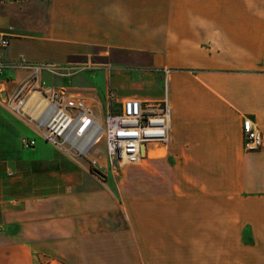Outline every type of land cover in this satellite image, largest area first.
Returning a JSON list of instances; mask_svg holds the SVG:
<instances>
[{
  "label": "crops",
  "instance_id": "obj_1",
  "mask_svg": "<svg viewBox=\"0 0 264 264\" xmlns=\"http://www.w3.org/2000/svg\"><path fill=\"white\" fill-rule=\"evenodd\" d=\"M0 34L14 65L1 92L28 77L23 60L62 68L41 77L99 120L128 98L170 106L168 143L132 166L111 167L103 140L72 159L15 119L20 151L0 141V264H264V144L242 138L248 117L264 142V0H0ZM44 105L35 94L25 111Z\"/></svg>",
  "mask_w": 264,
  "mask_h": 264
},
{
  "label": "built area",
  "instance_id": "obj_2",
  "mask_svg": "<svg viewBox=\"0 0 264 264\" xmlns=\"http://www.w3.org/2000/svg\"><path fill=\"white\" fill-rule=\"evenodd\" d=\"M9 43V35L0 34V49L8 47ZM18 66L28 70L29 75L7 99L8 109L31 123L38 137L68 157L76 159L85 156L93 144L103 140L111 167L115 164L132 166L141 162L147 145L168 143L170 106L166 98L160 101L128 98L118 103L117 108H108L103 120H99L82 99L53 89L41 77L43 72L53 74L62 68L49 64H29L23 60ZM13 67L0 61V74ZM35 94L41 97L45 105L32 118L25 107ZM108 100H111V96ZM86 138H89L87 142ZM242 138L246 151L263 147L262 134L248 117L242 123ZM20 144L24 149L36 146L35 140L30 138H22ZM91 165H95V161Z\"/></svg>",
  "mask_w": 264,
  "mask_h": 264
},
{
  "label": "rangeland",
  "instance_id": "obj_3",
  "mask_svg": "<svg viewBox=\"0 0 264 264\" xmlns=\"http://www.w3.org/2000/svg\"><path fill=\"white\" fill-rule=\"evenodd\" d=\"M97 60L99 61V62H97V64H100V65H96L95 67L92 66L93 68L91 70H92L93 73L97 72L95 77H97V75L99 76L98 78H96V81H95L96 82L95 83V89L99 91L102 87H104L103 86L104 82H105L104 70L106 69L107 72L111 70V67L108 66L109 60H111V56L110 55L101 56ZM135 68L136 67H131V70H130L131 74L136 73L135 72L136 70H134ZM4 72L5 71H3V73ZM3 73H1L0 76ZM67 74H68L67 72H64V71H61V70H56L53 74H50V75L55 76L56 79L57 78L59 79V78L65 77ZM107 76H109L108 73H106V77ZM50 83L52 84V82H50ZM7 90L8 89H5L4 91H6L9 95L5 99H3L1 97V93H3L4 91L3 92L0 91V110H3V111H5L6 113L9 114L8 115V114L0 111V141H4L5 142V146L8 147L7 149L10 151L9 153L11 154L12 149L15 150V151H18V150L20 151V148H19V145H18V142H17L18 141V137H17L18 123H17V121H15V119L20 120L22 122L26 121L25 124H31V123L27 122V120H25L24 118H19L20 116H18L17 114L12 113L8 109V107H7V99H9L16 92V90L13 91V92H12V90H10V91H7ZM32 127H33V125H32ZM23 138H26V137H23ZM0 146H2V145H0ZM101 146H103V145H101ZM42 147H44V146H42ZM55 151H58V150L56 149ZM8 154H7V156H8ZM118 169L119 168H117V171L115 173L116 174L115 176L117 177L116 178L117 183H119V177H120V173H119ZM5 178L9 179V177H7V176ZM233 245H234V243H231V251L233 249ZM183 262H186V261H183ZM134 264H136V261L134 262Z\"/></svg>",
  "mask_w": 264,
  "mask_h": 264
},
{
  "label": "bare ground",
  "instance_id": "obj_4",
  "mask_svg": "<svg viewBox=\"0 0 264 264\" xmlns=\"http://www.w3.org/2000/svg\"><path fill=\"white\" fill-rule=\"evenodd\" d=\"M88 139H89V138H86L85 142H87ZM81 145L84 146L85 144H81ZM81 145H80V146H81Z\"/></svg>",
  "mask_w": 264,
  "mask_h": 264
}]
</instances>
